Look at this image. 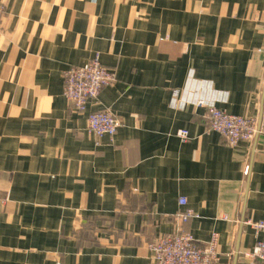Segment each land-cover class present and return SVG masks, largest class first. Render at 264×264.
I'll use <instances>...</instances> for the list:
<instances>
[{
    "label": "crops",
    "instance_id": "1",
    "mask_svg": "<svg viewBox=\"0 0 264 264\" xmlns=\"http://www.w3.org/2000/svg\"><path fill=\"white\" fill-rule=\"evenodd\" d=\"M0 264H153L184 231L220 264H252L264 220V0H0ZM94 57L116 73L84 112L65 72ZM190 68L256 119L228 146L206 110L173 109ZM120 120L88 131L92 112ZM187 130L183 140L178 132ZM248 167V173L245 169ZM186 204H181L182 199Z\"/></svg>",
    "mask_w": 264,
    "mask_h": 264
},
{
    "label": "built area",
    "instance_id": "2",
    "mask_svg": "<svg viewBox=\"0 0 264 264\" xmlns=\"http://www.w3.org/2000/svg\"><path fill=\"white\" fill-rule=\"evenodd\" d=\"M4 8L0 5V22ZM64 95L74 110L84 112L91 101L97 100L102 89L114 83L116 73L104 66L98 57L88 62L72 66L65 74ZM228 92L217 89L212 80L196 76V70L190 68L185 86L174 89L170 106L173 109L185 110L192 105L206 110V118L212 130L218 132L225 143L238 147L251 141L258 132L256 119L228 113L219 107V103L227 102ZM120 126V120L110 110L92 112L88 117V131L96 138L109 136L112 138ZM178 135L187 140L189 132L180 130ZM248 173V167L245 169ZM186 199L181 204H186ZM196 217L191 210L178 215L180 224L177 231L170 235H161L150 244L153 264H220L217 233L212 234L206 244H201L193 235L184 231L182 223ZM256 232L264 231V220H249ZM252 264H264V240H259L252 253Z\"/></svg>",
    "mask_w": 264,
    "mask_h": 264
}]
</instances>
